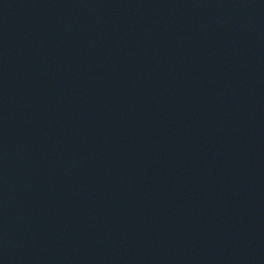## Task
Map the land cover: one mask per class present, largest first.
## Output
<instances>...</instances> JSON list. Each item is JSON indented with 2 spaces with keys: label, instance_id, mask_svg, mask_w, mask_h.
<instances>
[{
  "label": "water",
  "instance_id": "1",
  "mask_svg": "<svg viewBox=\"0 0 264 264\" xmlns=\"http://www.w3.org/2000/svg\"><path fill=\"white\" fill-rule=\"evenodd\" d=\"M0 264H264V0H0Z\"/></svg>",
  "mask_w": 264,
  "mask_h": 264
}]
</instances>
